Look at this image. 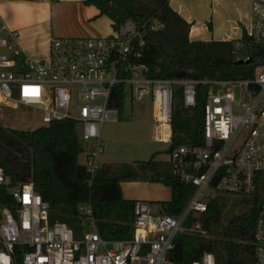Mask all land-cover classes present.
Listing matches in <instances>:
<instances>
[{"label":"built area","instance_id":"1","mask_svg":"<svg viewBox=\"0 0 264 264\" xmlns=\"http://www.w3.org/2000/svg\"><path fill=\"white\" fill-rule=\"evenodd\" d=\"M162 28L158 21L151 25V30ZM2 29L0 109H30L42 126L75 122L78 138L95 145L85 160L90 180L100 166L102 126L119 120L116 108L109 107L117 84L125 86L131 101L149 96L153 140L168 145L176 90L181 89L186 108L195 106L197 86H206L207 92L203 145L176 147L167 157L173 174L193 188L179 215H167L149 201L137 200L131 237L105 240L86 207L85 229L76 237L66 223L50 220L49 205L31 182L15 183L0 168V264H173L168 254L175 237L204 233L199 226L185 225L189 216L204 212L216 194L254 192L256 175L264 172V66L256 68L251 79H152L145 76L143 66L127 62L132 42L142 45L133 24L106 37L51 38L48 59L43 61L25 56L16 32ZM260 45H264V0H251V21L235 41V60L248 63L251 49ZM123 64L130 75L122 79ZM206 191L211 193L207 200ZM252 245L255 264H264V205L255 219ZM193 264H215V259L204 253Z\"/></svg>","mask_w":264,"mask_h":264},{"label":"trees","instance_id":"2","mask_svg":"<svg viewBox=\"0 0 264 264\" xmlns=\"http://www.w3.org/2000/svg\"><path fill=\"white\" fill-rule=\"evenodd\" d=\"M111 22L113 32L133 24L141 33L142 45L132 42L127 62L143 66L152 79L242 80L254 77L264 66V45L250 51V61L235 60L232 41H190L191 24L169 6V0H85ZM154 21L163 25L151 30ZM210 29V25L208 24ZM121 66L119 78L130 73ZM207 87L197 86L195 106L182 105L181 89L174 95L171 111L170 152L180 146L203 145V108ZM127 97L123 84H117L109 99L119 119ZM82 152L76 124L53 121L32 131L6 129L0 125V168L13 182H31L33 189L50 208V220L66 223L76 237L85 229L82 209L89 207L96 230L105 240H127L132 235L134 200L123 198L121 182L142 181L160 184L171 191L169 201L157 205L170 216H177L193 194V188L172 172L168 160L156 159L124 165L110 175L111 166L100 165L92 180L85 164L78 162ZM264 205V172L255 178L249 195L216 194L204 212L189 216L187 227L195 223L204 233H180L168 259L173 264H193L204 253H212L215 264H255L252 245L254 223Z\"/></svg>","mask_w":264,"mask_h":264},{"label":"crops","instance_id":"3","mask_svg":"<svg viewBox=\"0 0 264 264\" xmlns=\"http://www.w3.org/2000/svg\"><path fill=\"white\" fill-rule=\"evenodd\" d=\"M84 1L0 0V33L3 32V26L16 32L22 53L38 61L48 59L51 38H99L112 35L110 20L98 16V10L84 4ZM169 6L191 24L188 35L190 41L238 40L251 21V0H169ZM126 24L131 25L129 22ZM91 151L86 150L84 160ZM81 155L78 156V162L84 165L85 162H80ZM167 157L159 159L156 156V159L166 161ZM120 188L124 199L146 200L155 208L159 207L157 202L169 201L171 198L170 189L160 184L131 181L121 182Z\"/></svg>","mask_w":264,"mask_h":264},{"label":"rangeland","instance_id":"4","mask_svg":"<svg viewBox=\"0 0 264 264\" xmlns=\"http://www.w3.org/2000/svg\"><path fill=\"white\" fill-rule=\"evenodd\" d=\"M218 88H213V91ZM128 91V90H127ZM0 125L6 129L32 131L42 123L30 109H0ZM80 147L84 150L80 162H85L86 150L94 148L93 143H86L79 139ZM168 144L153 140V121L149 96L140 101H130V94L124 102L123 113L117 123H105L101 129V149L98 154L101 166H111L110 175L120 172L124 165H134L135 162L146 161L153 154L159 159L166 157ZM204 199H209L211 193L206 191ZM84 221V220H83ZM194 224L192 227H197ZM194 233V232H191Z\"/></svg>","mask_w":264,"mask_h":264},{"label":"water","instance_id":"5","mask_svg":"<svg viewBox=\"0 0 264 264\" xmlns=\"http://www.w3.org/2000/svg\"><path fill=\"white\" fill-rule=\"evenodd\" d=\"M138 40V39H137ZM239 63H241V62H239Z\"/></svg>","mask_w":264,"mask_h":264}]
</instances>
